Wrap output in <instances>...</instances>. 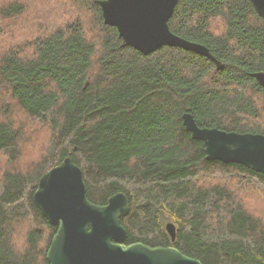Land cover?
<instances>
[{"label":"trees","instance_id":"16d2710c","mask_svg":"<svg viewBox=\"0 0 264 264\" xmlns=\"http://www.w3.org/2000/svg\"><path fill=\"white\" fill-rule=\"evenodd\" d=\"M100 1L42 0L55 9L34 18L21 1L0 0L10 43L0 48V264H49L58 227L34 194L68 157L92 203L128 197L127 245L264 264V174L207 160L183 121L189 113L201 128L264 135V88L253 76L264 72V18L252 0H179L171 32L205 46L218 68L181 48L124 47Z\"/></svg>","mask_w":264,"mask_h":264},{"label":"water","instance_id":"95a60500","mask_svg":"<svg viewBox=\"0 0 264 264\" xmlns=\"http://www.w3.org/2000/svg\"><path fill=\"white\" fill-rule=\"evenodd\" d=\"M179 0L100 1L106 25L118 29L124 47L149 55L164 46L193 51L219 62L203 45L175 34L169 27ZM264 18V0H252ZM264 88V72L253 74ZM193 139L206 146L207 160L235 163L264 174V135L201 128L194 117L183 115ZM34 201L49 222L58 227L47 253L49 264H203L176 247L152 248L143 243L127 245L128 232L121 223L130 211L124 193L107 204L96 205L87 195L83 170L71 157L49 170L40 180ZM174 242L176 228L167 225Z\"/></svg>","mask_w":264,"mask_h":264},{"label":"rangeland","instance_id":"374dc122","mask_svg":"<svg viewBox=\"0 0 264 264\" xmlns=\"http://www.w3.org/2000/svg\"><path fill=\"white\" fill-rule=\"evenodd\" d=\"M19 1H21L24 4V6L27 8V11H28V13L26 14L27 17H34V18H36V17L40 18L41 17L42 18L43 14L46 13L49 8L55 9V7L52 4L44 5L43 3H41L42 0L41 1L40 0H19ZM21 17L22 16H19V17L15 18V20L13 21L15 24H17V28H16V26L12 25L11 26V28L13 29L12 31H15V30H17L19 28L18 25L20 24ZM53 17H52V19H48L49 20L48 23L56 21V23L59 24L60 22L58 21V19L56 17H54V18ZM5 23H8V22H0V24H5ZM24 25L26 27H28L29 29L33 28V25L30 22H27ZM2 29L7 31L6 27L3 28L2 25H0V48L3 47L4 45H9L10 44L8 42V40L5 39V33H4V31ZM29 151H31V148L28 150V152ZM35 155H36V150L34 152V156ZM24 159L28 160L25 157H24ZM207 177H209V176H207ZM232 181L233 180H225V181H222V183L223 182L231 183ZM249 190H251V186H249ZM250 193H251V191L248 192V194H250ZM257 194H258V196H257L258 198L261 197V196H264V191L262 190V191L258 192Z\"/></svg>","mask_w":264,"mask_h":264}]
</instances>
